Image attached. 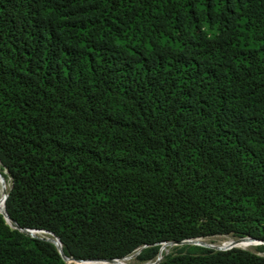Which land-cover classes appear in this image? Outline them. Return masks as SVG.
Segmentation results:
<instances>
[{"label": "trees", "instance_id": "1", "mask_svg": "<svg viewBox=\"0 0 264 264\" xmlns=\"http://www.w3.org/2000/svg\"><path fill=\"white\" fill-rule=\"evenodd\" d=\"M0 176V264L264 241V0H0Z\"/></svg>", "mask_w": 264, "mask_h": 264}, {"label": "rangeland", "instance_id": "2", "mask_svg": "<svg viewBox=\"0 0 264 264\" xmlns=\"http://www.w3.org/2000/svg\"><path fill=\"white\" fill-rule=\"evenodd\" d=\"M36 236L44 238V237H46V234L45 233H41V234L39 233V234H36ZM198 240L201 243H195L194 242L192 244L190 243V244H182V245L166 244V245H164L165 246L164 250H162L163 246H160L158 253H160L161 256H164L168 253H171L175 249H178V248L182 247L183 245H186V246H197V247H202V248H207V249H212V250H215L218 248L226 249V250L230 249V248H238V249L250 251V252H252L256 255H259V256H264V249H261L264 247V244H257L255 246L249 247V248H241V247H236L233 245L221 247L223 243L229 242L230 240L239 241V239H232L230 237H225V236H215V237H210V238H206V239H198ZM65 263L69 264V263H67V261ZM70 264H73V263H70ZM126 264H140V263H138L136 260H133V261L126 262Z\"/></svg>", "mask_w": 264, "mask_h": 264}, {"label": "bare ground", "instance_id": "3", "mask_svg": "<svg viewBox=\"0 0 264 264\" xmlns=\"http://www.w3.org/2000/svg\"><path fill=\"white\" fill-rule=\"evenodd\" d=\"M6 190V185L5 183L3 182V185H2V192L4 194ZM3 195H2V199L0 201V211H3ZM201 243L199 240H195L193 241L192 243ZM257 244H263V243H259V242H256V241H253V240H249V239H245V240H240V241H232L230 240L229 242H225L222 244L221 247H225V246H228V245H233V246H236V247H241V248H249V247H253ZM165 246L162 247V250H164ZM214 248V247H213ZM166 251V250H165ZM67 263H73V264H107V263H104V262H75V261H72L70 259H67Z\"/></svg>", "mask_w": 264, "mask_h": 264}, {"label": "built area", "instance_id": "4", "mask_svg": "<svg viewBox=\"0 0 264 264\" xmlns=\"http://www.w3.org/2000/svg\"><path fill=\"white\" fill-rule=\"evenodd\" d=\"M41 234V233H44L43 231H31L30 234L32 236H36V234ZM195 240H198V239H195ZM195 240H185L183 241V244H192L193 241ZM264 244V243H263ZM166 245V243H163L161 244V246H164ZM140 250L141 249H138V250H135L134 252H132L131 254L121 258V259H113V260H110V261H96V262H104V263H107V264H126V262L128 261H133V260H136L138 254L140 253ZM226 250V249H224ZM162 259V256L160 253H158L157 257L153 260V261H149V262H145V263H140V264H158L160 262V260Z\"/></svg>", "mask_w": 264, "mask_h": 264}, {"label": "water", "instance_id": "5", "mask_svg": "<svg viewBox=\"0 0 264 264\" xmlns=\"http://www.w3.org/2000/svg\"><path fill=\"white\" fill-rule=\"evenodd\" d=\"M3 182H4V180H3V178L0 176V183H1L2 185H3ZM5 199H6V194L4 193V194H3V209H4V201H5ZM0 213H2V214L4 215L5 220L8 222L9 219L7 218V216H6L5 212H4V210H3V211H0ZM30 232H31V231H30ZM30 232H29V233H30ZM245 239L253 240V239H250V238H242V239H239V241H240V240H245ZM253 241H256V242H259V243H264V241H257V240H253ZM50 242H52V243L56 246V248H57L59 254L61 255V257H62V259H63V261L66 262L67 259H69V258H66V257L62 254L61 249H60V243H59V241H58L57 239H51ZM166 244L182 245V244H183V241L180 242V243H166ZM215 250H224V249L218 248V249H215ZM70 260L75 261V262H96V261H76V260H73V259H70ZM106 261H110V260H106Z\"/></svg>", "mask_w": 264, "mask_h": 264}]
</instances>
